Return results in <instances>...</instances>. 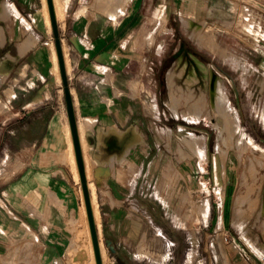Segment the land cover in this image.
<instances>
[{
    "label": "rangeland",
    "instance_id": "rangeland-1",
    "mask_svg": "<svg viewBox=\"0 0 264 264\" xmlns=\"http://www.w3.org/2000/svg\"><path fill=\"white\" fill-rule=\"evenodd\" d=\"M7 1L20 10L3 24L30 18L50 56L54 37L41 0ZM102 3L68 0L57 25L64 48L75 20H106L113 34L133 37L122 46L127 79H135L128 88L132 95L137 90L136 113L120 125L118 171L112 187L106 182V203L94 186L104 264H264V0H128L114 16ZM194 27L203 43L190 38ZM3 66L0 120L16 99ZM50 70L51 100L65 109L51 56ZM211 75L227 95L226 112L212 105ZM191 133L201 139V157L184 141ZM4 177L0 171V194ZM76 253L62 264H87L88 256Z\"/></svg>",
    "mask_w": 264,
    "mask_h": 264
},
{
    "label": "crops",
    "instance_id": "crops-1",
    "mask_svg": "<svg viewBox=\"0 0 264 264\" xmlns=\"http://www.w3.org/2000/svg\"><path fill=\"white\" fill-rule=\"evenodd\" d=\"M3 1L0 21L10 14L18 16L17 5ZM73 24L64 37L69 87L78 133L80 129L84 140L82 154L93 174L90 180L104 190L101 202L106 203V182L112 187L113 173L118 171L120 125L136 113L137 90L132 95L128 88L135 79H127L122 46L133 37L119 31L113 34L106 20ZM0 28V61L6 76L12 75L9 89L16 97L12 113L0 120V153L5 163L0 169L5 172L0 194V264H62L75 250L81 229L79 189L64 135L66 107L51 100L50 56L30 18L10 26L2 22ZM21 79L25 86H17ZM5 252L21 253V260L4 259Z\"/></svg>",
    "mask_w": 264,
    "mask_h": 264
},
{
    "label": "bare ground",
    "instance_id": "bare-ground-1",
    "mask_svg": "<svg viewBox=\"0 0 264 264\" xmlns=\"http://www.w3.org/2000/svg\"><path fill=\"white\" fill-rule=\"evenodd\" d=\"M67 1L68 0H52L54 13H55V16H56V21L58 20V18L64 16L65 10H66V7H67ZM99 1L101 2V0H99ZM102 1H103L102 4H106V11L110 15L114 16L118 12L123 11V9L125 7V4H126V2L128 0H102ZM5 6H6V3H5ZM3 7H4V1L0 0V10ZM3 9H5V8H3ZM41 12H42L44 24L47 26V29L49 31H51L52 27H51L50 14H49L47 0H41ZM62 24H64V23H62ZM191 35H192V37L195 40L199 41L200 43H203L204 36H203V39H202L201 35H203V34L200 35L199 31L197 30V28L193 29ZM198 35L201 36V39H199L200 36H198ZM50 53H51L50 56H51V61H52V70H53V74H54V77H55V81L57 83H60L61 82V77H60V71H59L58 60H57V55H56V50H55L54 44L50 45ZM64 60H65L66 71L69 72V64H68L69 62L67 60V55H66L65 48H64ZM198 63L203 68L205 67L202 64V62L198 61ZM2 66L3 65L1 64V61H0V69L2 68ZM172 73L173 72H169V75H171ZM1 76L4 77V75H1ZM189 76H190V79H191V77H193V74H190ZM210 79H211V86H210L209 96H210V99L212 101V105L217 106V108L219 106V107H221V109L224 110L225 108L224 107L222 108V105L227 100V95H226V93L223 91V89L221 87V81H220V79H218L214 75H211ZM1 81H2V79H1ZM170 97H171V95H170ZM186 99H188V98H186ZM66 116H67V114H66ZM221 116H223V115H221ZM196 117H198V115ZM228 117L229 116L227 115V120L231 122V120H229ZM223 122L224 121L222 120V123ZM78 134H80L79 135L80 136V144L82 146L81 149L83 150L84 140H83V136H82V131L80 129H79V133ZM64 135H65V139H66V143H67V156H68L67 159H68V162H69L70 169L72 171L73 178L77 182L78 189H79V197H80V211H81L80 212L81 213V219H80L81 223L80 224H82V228L80 229L81 234L79 232V235H78L79 236L78 237V246L76 247L77 248V253H78V255H80L79 257H81L83 255H87L88 256V259L85 260V263H87V264H96L95 257H94V251H93V245H92V239H91V235H90L88 217H87V212H86V205H85L83 191H82V187H81V183H80V176H79V171H78V167H77V163H76L74 147H73L70 127H69V123H68V118L67 117H66V122H65ZM189 136H190L189 139H185L184 140L185 143L187 144V146L189 147L190 150H192L198 157H201L202 154H203V148H202V144H201V139L199 137H197L196 135H193V133H191ZM218 147H219V145H218ZM82 155H83V159H84L85 173H86V178H87V182H88V188H89V191H90V203H91V207H92L94 222H95L96 228H97V230L99 232L100 231V214H99L98 203H97V200H96V194H95L93 183L90 180V174L91 173L89 171L88 163L86 161L85 154H82ZM216 166L219 167V169L221 170V174H225L224 165H223L222 161L220 160L219 156L217 157V165ZM220 225H222V223H220ZM100 240H99L100 255H101L102 264H104V262H105L104 261L105 260L104 257L106 255L104 256V253H105L104 251L105 250H104L103 244H102V242ZM81 259H82V257H81ZM81 259H80V261H81ZM81 263H83V262L81 261Z\"/></svg>",
    "mask_w": 264,
    "mask_h": 264
},
{
    "label": "water",
    "instance_id": "water-1",
    "mask_svg": "<svg viewBox=\"0 0 264 264\" xmlns=\"http://www.w3.org/2000/svg\"><path fill=\"white\" fill-rule=\"evenodd\" d=\"M47 3H48L49 14H50L52 33L54 37V46L56 50L60 77H61V82L63 86V95H64V101H65V107H66V114H67L68 123L70 127L76 163H77V167L79 171L80 183H81L84 201L86 205V212H87V217H88L90 235L92 239L94 257H95L96 264H102L98 233H97V228L94 222L92 207L90 203V191L88 188V182H87L86 173H85L84 159L82 155L80 138L78 134L77 119H76L73 99H72V95H71V91L69 87L68 75H67L65 60H64V53L62 49V42L59 36V30H58V25L56 21V16L54 13L52 0H47ZM106 243H108V241H106Z\"/></svg>",
    "mask_w": 264,
    "mask_h": 264
}]
</instances>
